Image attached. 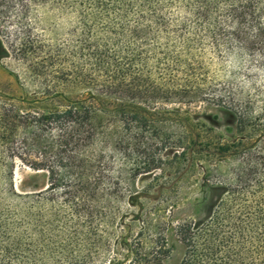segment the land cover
<instances>
[{"label":"trees","instance_id":"obj_1","mask_svg":"<svg viewBox=\"0 0 264 264\" xmlns=\"http://www.w3.org/2000/svg\"><path fill=\"white\" fill-rule=\"evenodd\" d=\"M40 7L72 15L76 27L48 69V57L35 63L46 88L42 98L0 91V264L172 262L164 229L146 237L153 227L144 224L137 237L118 241L119 252L103 227L123 217L122 202L146 197L127 192L131 181L152 172V163L134 175L125 168L131 157H157L155 144L172 138L166 124L190 132L176 139L192 154L209 152L200 125L166 106L216 103L237 117L240 130L253 128L251 146L264 141L262 89L252 96L213 87L205 66L210 55L264 67V0H5L0 16L15 12L24 29ZM28 41L22 56L34 50ZM9 53L0 37V61ZM245 144L215 145L214 153ZM18 166L46 171L48 188L17 191ZM242 166L229 181H220L216 169V181L203 178L202 216L177 228V264H264V157Z\"/></svg>","mask_w":264,"mask_h":264},{"label":"rangeland","instance_id":"obj_2","mask_svg":"<svg viewBox=\"0 0 264 264\" xmlns=\"http://www.w3.org/2000/svg\"><path fill=\"white\" fill-rule=\"evenodd\" d=\"M5 0H0V5ZM20 17L15 12L0 16V37L9 49L8 57L0 61V91L16 97L42 98L46 88L42 85L43 76L38 77L36 68L41 60L47 58L43 64L46 69L50 66V57L54 50H63L70 43L71 33L75 30L76 19L72 15L61 14L49 7L34 9L27 20L28 28H22ZM31 31V33H30ZM29 32V33H27ZM29 40V41H28ZM30 42L34 50L27 56L18 53L25 42ZM36 52L35 55L33 54ZM37 55L38 58H35ZM64 59V57H60ZM208 81L213 87H233L239 93H250L257 96V89L264 92V67L249 66L241 59L230 57L210 56L205 60ZM37 73V74H36ZM171 115L187 117L192 125H200L197 132L201 135L202 148L209 152L200 155L192 154L187 142L177 141V137L190 133L177 124H166L167 135L172 138L159 140L152 148L157 157L150 154L145 157H131V164L126 172L134 175L136 169L151 164L149 173L140 174L131 181L128 194L133 191L144 192L146 197L137 199L135 205H125L122 202L119 217L111 226L103 227L106 242L115 250L122 252L123 247L117 246L118 241H124L126 236L137 237L141 228L149 225L153 227L144 232L149 237L155 230H163L174 260L167 264H177L181 252L178 242L177 228L187 220H194L202 216L203 178L216 181L213 178L220 172V181L230 180L238 173L249 157H264V141L251 146L257 138L251 129L240 130L237 117L227 109L213 102H202L196 106L179 105L166 106ZM162 108V107H160ZM174 108H178L177 111ZM230 113L232 115H230ZM244 146L235 147L230 151L216 154L215 145H231L234 141L243 140ZM162 141V143H161ZM235 155H232L234 154ZM160 155V157H158ZM121 156L115 157V174L121 170ZM186 167V168H182ZM132 169V171H131ZM183 169V170H182ZM143 172V170L141 171ZM184 173L180 181L179 174ZM14 184L21 193H38L48 188V173L27 167H17ZM162 185V188L160 187ZM127 185L122 184V187ZM108 249V248H107ZM111 250V249H109ZM112 255V251L110 252Z\"/></svg>","mask_w":264,"mask_h":264}]
</instances>
